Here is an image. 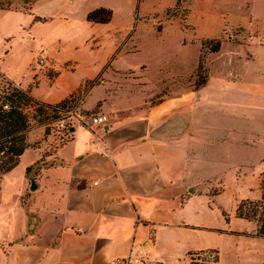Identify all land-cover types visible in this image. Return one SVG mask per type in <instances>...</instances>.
<instances>
[{
    "label": "crops",
    "instance_id": "crops-1",
    "mask_svg": "<svg viewBox=\"0 0 264 264\" xmlns=\"http://www.w3.org/2000/svg\"><path fill=\"white\" fill-rule=\"evenodd\" d=\"M112 11L111 22L96 25L111 26ZM18 12L0 8V14ZM37 18L32 15L31 28L41 23ZM243 33L240 27L204 40L218 42L213 56L232 45L236 64H247L244 71L231 68L215 77L210 70L196 92L155 100L140 84L104 81L88 88L79 111L99 107L105 124L73 125L67 141L33 128L19 164L0 176V264H113L128 258L185 264L190 252L200 251H217L218 264H264V238L256 236L254 223L237 213H226L227 222L212 206L217 196L206 182H217L222 170L238 171V177L249 171L257 186L264 176V66L255 67L264 60L247 50ZM109 63L110 71H118ZM71 66L49 83L48 96L38 93L39 76L33 96L58 104L79 94L95 75L77 79ZM65 75L72 84L55 91ZM33 78L12 80L28 89Z\"/></svg>",
    "mask_w": 264,
    "mask_h": 264
},
{
    "label": "rangeland",
    "instance_id": "rangeland-1",
    "mask_svg": "<svg viewBox=\"0 0 264 264\" xmlns=\"http://www.w3.org/2000/svg\"><path fill=\"white\" fill-rule=\"evenodd\" d=\"M177 1L0 0V8L21 11L0 14V95L8 81L13 82V78L28 80L31 73L34 78L26 90L31 92L40 82L38 93L51 95L53 89L50 84L54 78L62 70H73V63L77 68V79L95 76L79 94L67 99L73 102L75 110L69 126L92 125L93 117L100 114L99 107H94L89 113H80L79 106L88 88L104 81H110L109 85L140 84L154 95L155 100L173 92H196L209 77L210 70L216 77L231 68L248 69L244 62L236 64V53L233 52L236 50L232 45L225 44L222 51L213 56L218 42L204 39L223 38L241 27L243 36L250 43L247 50L256 55L257 60H264V0H251V6L248 0ZM100 6L115 10L111 26L87 22V13ZM250 10L254 14L253 20ZM32 15L42 18H37L41 23L31 28ZM138 18L137 29L132 36L130 31L134 19ZM118 48L123 52L113 61L112 56ZM109 62L114 64L117 73L109 70ZM261 62L258 61L255 67L262 69L264 65ZM104 66L107 75L101 71ZM62 81L63 88L59 85L55 91L61 89L59 91L64 92L66 85L72 84L68 75ZM97 94L90 97V107ZM29 112L31 115L34 113L32 110ZM55 122L41 116L32 120L33 128L43 127L47 134L58 135L59 140L67 141L66 132L58 130ZM237 172H231L232 176L229 171L226 174L222 170L223 177L217 182L206 181L212 196H217L211 202L212 206L220 213H236L242 201L261 198L262 184L256 185L253 173L241 170L238 177ZM263 180L264 176L262 183ZM253 223L257 236L258 226ZM214 258L212 253L201 257L208 264H213ZM192 263L190 257L185 259V264Z\"/></svg>",
    "mask_w": 264,
    "mask_h": 264
},
{
    "label": "trees",
    "instance_id": "trees-1",
    "mask_svg": "<svg viewBox=\"0 0 264 264\" xmlns=\"http://www.w3.org/2000/svg\"><path fill=\"white\" fill-rule=\"evenodd\" d=\"M112 18L113 11L104 7L89 12L86 17L88 22L94 24H107ZM218 49L219 44L214 51ZM72 105L73 102H68L67 99L58 104L41 102L30 91L8 81L0 95V176L12 171L19 164L28 148V136L33 129L32 120L41 116L44 120L54 122L58 120L60 112H67ZM30 110L34 112L32 115ZM236 213L241 219L257 223V236L264 238V180L260 200L242 201ZM224 217L229 222L230 217L226 213ZM211 253L215 254L213 264H218L217 251L190 252L187 257L191 258L192 264H208L201 257Z\"/></svg>",
    "mask_w": 264,
    "mask_h": 264
},
{
    "label": "built area",
    "instance_id": "built-area-1",
    "mask_svg": "<svg viewBox=\"0 0 264 264\" xmlns=\"http://www.w3.org/2000/svg\"><path fill=\"white\" fill-rule=\"evenodd\" d=\"M44 61H41V63ZM75 116V110L73 108L68 109L67 112L59 113V118L56 120L55 125L58 130L66 132V134H70V130L72 126H69V119L73 118ZM107 121V117L105 115H97L93 117L92 119V125H103ZM113 264H146L145 262L138 260V259H133V258H128L124 259L121 261H116Z\"/></svg>",
    "mask_w": 264,
    "mask_h": 264
}]
</instances>
